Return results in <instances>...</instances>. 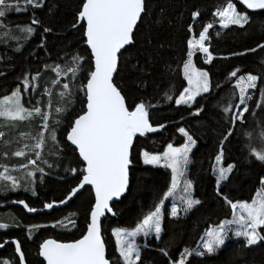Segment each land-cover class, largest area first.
Listing matches in <instances>:
<instances>
[{"label":"trees","instance_id":"obj_1","mask_svg":"<svg viewBox=\"0 0 264 264\" xmlns=\"http://www.w3.org/2000/svg\"><path fill=\"white\" fill-rule=\"evenodd\" d=\"M80 0H45V7L41 9H29L27 12H11L3 21L8 30L16 32V36L5 39L0 33V99L4 95H10L16 87L22 90L20 82L25 74L29 76L39 73L38 86L33 92L24 93L26 107L36 105L40 100L43 111L54 113L59 98L60 86L67 82L59 78L60 86H53L51 81L56 78V73L51 67L60 65L67 68L71 64L73 56H83L84 62L77 77H83L88 70L87 47L82 42L81 32L70 27L73 13L76 11ZM237 7L250 16L249 23L244 28L232 25L227 29L218 28L217 18L212 15L216 6L225 3V0H149V13L145 17L143 34H137L138 43L132 54L123 58L119 69L117 82L123 89L129 104L133 100L144 101L149 107L150 123L153 127L163 124L158 131L147 133L145 137L137 136L134 139L132 159L134 163L129 170V190L120 201L114 203L116 215L107 216L102 222V236L106 245V255L111 258L115 252V240L111 235L116 227H133L139 219L149 210H154V204L163 196V192L171 185V172L162 167L149 166L143 163L140 155L142 151L149 154L162 153L168 143L174 147L180 146L184 137L177 131L178 127H184L189 134L196 139L197 144L191 152V163L188 167L189 179L193 182V197L201 201L200 205L187 215L179 216V219H171L165 216L161 240L151 239L142 251L141 261L138 264H166V258L157 251L160 247L169 250L171 256L178 258L179 252L184 247L195 248L200 236L208 227H215L221 220L231 218V208L224 203L222 196H217L220 191L233 202H248L260 187V180L264 177V165L255 161L248 151L249 143H257L251 137L245 135L253 128L264 127V110L260 104V92L264 84L258 80L257 89H250L251 100L246 103L249 111L245 113V122L236 121L235 125L226 123L228 117L224 115L222 108L229 102L239 104V93L232 88L236 78L230 77L231 71L240 70L239 75L248 73L264 75L260 60L264 59V49L257 48L256 52H246L247 49L256 47L258 43H264V10H248L242 5ZM199 12L196 20H192L191 13ZM35 14L44 26L51 31L44 33L42 27L28 39H23L17 30L19 27L30 24L32 15ZM213 23L209 30L210 39L206 41L209 51L213 55L210 63H205L200 53H195L194 65L209 73L211 91L196 98L189 108L185 105H175L174 99L169 101L166 94L178 95L185 87V79L182 75L183 62L187 60V39L198 38L203 25ZM192 25L193 32H187V26ZM151 41L149 43L148 41ZM41 43L43 46L41 47ZM19 48V51L15 49ZM245 52V55H233V53ZM66 77H70L67 74ZM75 81V80H74ZM219 85V86H218ZM53 90L52 107L45 108L49 97L42 96L44 88ZM77 93L71 97L73 103L68 105V111L61 120L57 129L58 140L65 142L63 129L68 126L80 113L82 94L77 86L73 89ZM23 94V92H22ZM202 109L200 114L193 115L197 109ZM243 110V108H242ZM241 108H232L235 113ZM25 122V123H24ZM15 123V127H0V131L6 133L5 139L11 141L6 149L7 156H0V162L9 168L19 166L26 162L23 157L11 156V151L27 139L21 141V133H32L34 124L36 133L41 121L35 118L31 121ZM2 123V120H0ZM231 129L232 136L223 145L224 154L221 166L233 164V172L229 174L227 181H223L216 188V178L213 173L215 155L220 150L219 140L221 134H226V129ZM16 141H20L17 144ZM54 144L48 140L41 155L42 160L36 162L38 167L44 169V173H38L30 178L34 183L30 190L25 191L19 187L16 191L0 190V222H11L15 218L23 227H12L0 230V242L16 239L22 246L26 264H38V245L44 239H54L61 243L72 242L80 237L86 230V216L89 209V192L75 197L66 207L52 210L50 213L28 215L20 203L13 201L23 200L30 207L43 208L44 203L59 202L65 197L67 191L73 186V176L66 172L65 168L72 164L76 166L75 159L67 149L63 153L53 154ZM2 149V146H0ZM34 159L35 157L32 156ZM46 161L47 163H44ZM48 164L52 167L49 168ZM32 169V167H30ZM2 171V169H0ZM23 172V173H22ZM15 177H25L24 170L14 171ZM11 174V175H12ZM25 179H27L25 177ZM3 183V182H0ZM25 180H20L23 186ZM11 188V184L8 185ZM37 192L31 194V189ZM166 213V212H165ZM70 220H76L77 226L72 227ZM63 221L67 227H61L57 222ZM32 225H45V227L33 228L32 239H28V228ZM53 225H56L53 227ZM264 234V230H260ZM241 240H228L226 245L212 256L191 257L192 264H264V242L260 244L242 247ZM11 258L12 264L17 260L14 248L11 245L0 250V260Z\"/></svg>","mask_w":264,"mask_h":264},{"label":"snow or ice","instance_id":"obj_2","mask_svg":"<svg viewBox=\"0 0 264 264\" xmlns=\"http://www.w3.org/2000/svg\"><path fill=\"white\" fill-rule=\"evenodd\" d=\"M248 10H264V0H238ZM45 7V0H0V33L5 39L16 36V32L8 30L3 21L11 12H27L29 9H41ZM149 0H80L76 11L73 13L70 27L81 32V39L87 46L88 70L83 77V83L79 87L82 94L81 104L83 105L79 114L70 120L68 126L63 129L65 142L58 140L57 129L61 123L56 117H63L68 111V105L72 104L71 97L77 93L73 92L75 84L67 82L60 86L59 78L62 73H70L71 79L76 80L79 73L83 71L82 65L84 57L77 54L73 56L71 65L61 68L60 65L51 67V71L56 73V78L51 81L53 86H60L62 90L58 93L54 113L43 111L40 100L36 105L26 107L22 103V92L27 93L29 89L35 92L38 86L39 73L29 76L25 74L20 81L23 89L16 87L10 95H4L0 99V127H15L16 122L31 121L38 118L41 123L33 135L32 133H21L20 140L25 139L31 143H23L11 151V156L25 158L24 163L14 166L13 171L24 170L25 179L23 188L30 190V185L34 183L30 178L34 172L44 173V169L38 167L36 162L42 160V151L48 140L54 144L53 154L63 153L67 149L75 159L76 166L69 164L66 172L73 176V186L67 191L64 198L59 203L66 204L68 201L87 191L90 197L88 213L85 224L86 230L82 231L79 238L68 243H61L54 239H44L38 245V257L42 260L38 264H138L142 257V246L137 243L138 237L148 238L154 236L157 241L161 240L163 229V218L168 215L171 219H179L180 213L187 215L195 206L200 205L199 199H194L191 195L193 182L187 178L188 165L190 164V153L197 144L196 139L184 128L178 127L177 131L184 137L183 143L174 147L168 143L162 153L149 154L142 151L140 155L145 165H156L171 170V185L163 196L154 204V210H149L134 224L133 227H116L112 229L111 235L115 238V252L109 258L106 256V245L102 236V217L107 214L115 216L114 201H120L121 197L129 190V170L134 163L132 159V149L134 139L145 137L147 133L156 132L164 125L153 127L149 118V107L144 101H132L128 103L127 97L123 94V89L117 82L119 69L123 58L131 55L138 43L137 34H143L145 17L149 13ZM199 12H192V20H196ZM217 18L219 25L223 29L235 25L244 28L249 23L250 16L238 10L236 0H225V3L216 6V11L212 13ZM42 27L47 33L51 29L44 26L35 14L32 15L30 24L18 28L23 39H28L37 31V27ZM213 28V23L203 25V30L199 31L198 38L187 39V60L183 62V76L188 86L184 87L178 95L166 94V99L175 105H186L189 108L196 101V97L211 91L209 73L198 69L193 64V55L198 51L204 54V62L210 63L213 55L209 51L206 41H209V30ZM187 32H193L192 25L187 26ZM151 43V41H148ZM41 47L43 44L41 43ZM257 48L264 49V43H258L256 47L249 48L246 52H256ZM19 51V48L15 49ZM245 52L233 53V55H245ZM260 65H264V59L260 60ZM240 70L237 68L231 71L230 77L236 78L232 88L239 93V104H233L231 97L226 106L222 108L225 116L228 117L226 123L235 125L236 121L245 122V113L249 111L247 101L252 99L249 94L250 89H257L258 80L264 84V75H237ZM264 72V68H262ZM219 86V85H218ZM48 96L45 108H51L53 101L52 88L46 87L41 93ZM261 103L257 106L264 110V89L260 92ZM243 105L242 111L232 112V108L239 109ZM202 109H197L193 115H199ZM253 128L245 135L257 143H249L248 151L255 161L264 165V127ZM226 134H221L219 140L220 150L215 155V165L212 170L216 174V186L220 187L222 181H227L229 174L233 172L234 165L221 166L223 160L225 141L232 136L231 129H226ZM6 133L0 131V156H7V148L12 143L5 139ZM20 144V141H16ZM32 156L35 158L33 159ZM47 163L46 161H43ZM29 166L32 169L29 170ZM51 168L52 165L48 164ZM0 190L16 191L20 184V177L10 174L9 167L0 162ZM11 184V188L8 185ZM261 189L251 202H233L220 191L217 196H222L224 203L231 208L230 220H221L217 226L208 227L200 236L197 247H184L179 252L178 258L171 256L165 247L157 249L166 258V264H192L191 257H204L217 254L226 240L229 233L234 237H243L242 247H250L264 242V178L260 180ZM183 185L181 191L183 195L179 197V203L175 199L177 189ZM90 186V187H86ZM33 196L37 195L34 188L31 189ZM173 198L170 211L162 212L165 201ZM20 203L29 213L38 211L36 207H30L23 200L13 201ZM53 203H44L43 208L52 209ZM61 227H67L63 221L57 222ZM72 227L77 226L76 220H70ZM56 225H53L55 227ZM12 227H23L15 218L11 222H0V230ZM45 227V225H32L28 228V239H32V229ZM9 245L8 240L0 242V249ZM10 245H14V255L18 257L15 264H26L25 254L21 244L12 239ZM146 246V245H145ZM0 264H12L11 258L0 260Z\"/></svg>","mask_w":264,"mask_h":264},{"label":"rangeland","instance_id":"obj_3","mask_svg":"<svg viewBox=\"0 0 264 264\" xmlns=\"http://www.w3.org/2000/svg\"><path fill=\"white\" fill-rule=\"evenodd\" d=\"M218 28H220L221 29V27H220V25H219V22H218ZM196 53H199L198 51L196 52ZM202 56H203V58H204V54H202V53H200ZM193 58H194V55H193ZM193 64H194V62H193ZM71 64H69V66H70ZM204 71V70H203ZM67 74H70V73H67ZM67 74H65L64 73V75H63V78H65V80L67 79V81H69L70 80V82L72 83V82H74L75 83V85L77 86V88L79 89V87H80V85H81V83H80V80H72L70 77L68 78V77H66L67 76ZM71 75V74H70ZM182 75H183V69H182ZM184 77V76H183ZM185 87H187L188 86V84H187V81L185 80ZM22 89H23V86H22ZM31 89H29V91H30ZM28 93V92H27ZM204 94V93H203ZM202 95V94H201ZM23 97H24V93L22 94V103H24V99H23ZM48 97V96H47ZM197 98V97H196ZM3 99V98H2ZM194 103V102H193ZM192 103V104H193ZM186 106V105H185ZM241 108V111H242V108H243V105L240 107ZM29 122V121H28ZM17 123V122H16ZM25 123V122H24ZM30 124V126L32 127V129L33 130H31V132H33V135H35V132H34V127H33V125L34 124H32V123H29ZM35 126V125H34ZM27 143H31V141H27ZM190 160H191V153H190ZM191 163V162H190ZM190 165V164H189ZM189 165H188V167H189ZM214 165H215V163H214ZM149 166H156V165H149ZM30 167H32V166H29V170H31L30 169ZM156 167H159V166H156ZM10 169V174H12L14 171L12 170L13 169V167H10L9 168ZM169 171L171 172V170L169 169ZM23 173V172H22ZM39 172H34V175L35 174H38ZM214 173V172H213ZM215 174V173H214ZM13 175V174H12ZM33 175V176H34ZM14 176V175H13ZM31 178H33V177H31ZM187 178L189 179V175H188V173H187ZM215 178H216V174H215ZM264 178V177H263ZM21 179L22 180H25V177H21ZM20 179V180H21ZM28 179V178H27ZM223 182V181H222ZM222 182H221V184H222ZM21 187L23 188V186L21 185ZM182 187H183V185H181L180 186V188H178L177 189V192H176V195H175V199H176V201H177V203H179V197L181 196V195H183V193H182V191H181V189H182ZM261 184H260V187H259V189L255 192V194L253 195V197L252 198H254L255 196H256V193L261 189ZM216 188H217V186H216ZM24 189V188H23ZM218 189V188H217ZM191 195H192V197H193V190L191 189ZM194 198V197H193ZM172 201H173V198L172 197H170L168 200H166L165 201V205L162 207V212H168V211H170V207H171V204H172ZM249 203L251 202V200L250 201H248ZM182 215H185L184 213H180V216H182ZM166 216V215H165ZM164 216V217H165ZM168 216V215H167ZM230 219H232V216H231V218ZM229 219V220H230ZM0 220H2V218H1V216H0ZM163 220H164V218H163ZM155 239V237L154 236H151V237H148V238H144V237H138L137 238V243H139V244H141V246H142V251L146 248V246H147V243H148V241H150L151 239ZM114 240H115V238H114ZM228 240H234V241H237V240H241V241H243V237H239V238H237V237H234V236H232V234L231 233H229V239ZM228 240H226V242L228 241ZM146 245V246H145ZM198 245V244H197ZM197 245H196V247H197ZM117 255H118V253H117ZM17 259V258H16ZM18 260V259H17Z\"/></svg>","mask_w":264,"mask_h":264},{"label":"water","instance_id":"obj_4","mask_svg":"<svg viewBox=\"0 0 264 264\" xmlns=\"http://www.w3.org/2000/svg\"><path fill=\"white\" fill-rule=\"evenodd\" d=\"M85 46H86V44H85ZM87 47V46H86ZM88 51H90V50H88ZM86 187H90V186H86ZM122 198V197H121ZM75 198H73L72 200H70V201H68L66 204H60L59 202H55L54 203V205H53V208L52 209H45V208H41V209H38V211L37 212H35V213H29V212H27V210L25 209V211H26V213L28 214V215H35V214H39V213H50L52 210H57V209H61V208H64V207H66L71 201H73ZM116 202H118V201H114L113 202V204L114 203H116ZM53 203V202H52ZM24 207V206H23ZM107 216H109V217H112V215L111 214H107L105 217H102L101 218V220H102V222H103V220L107 217ZM11 241V240H10ZM10 241H9V245H10ZM11 246H13V248L15 247L14 245H11ZM107 256V255H106ZM16 257V256H15ZM17 259H18V257H16ZM42 259V258H41Z\"/></svg>","mask_w":264,"mask_h":264},{"label":"crops","instance_id":"obj_5","mask_svg":"<svg viewBox=\"0 0 264 264\" xmlns=\"http://www.w3.org/2000/svg\"><path fill=\"white\" fill-rule=\"evenodd\" d=\"M23 86V85H22Z\"/></svg>","mask_w":264,"mask_h":264},{"label":"flooded vegetation","instance_id":"obj_6","mask_svg":"<svg viewBox=\"0 0 264 264\" xmlns=\"http://www.w3.org/2000/svg\"><path fill=\"white\" fill-rule=\"evenodd\" d=\"M1 250V249H0Z\"/></svg>","mask_w":264,"mask_h":264}]
</instances>
